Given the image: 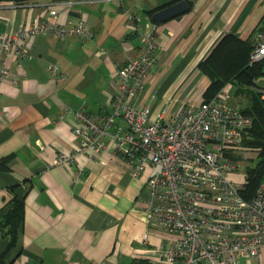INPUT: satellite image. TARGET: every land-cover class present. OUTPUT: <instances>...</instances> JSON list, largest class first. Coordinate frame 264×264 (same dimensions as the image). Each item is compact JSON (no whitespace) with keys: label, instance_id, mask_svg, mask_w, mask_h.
<instances>
[{"label":"crops","instance_id":"1","mask_svg":"<svg viewBox=\"0 0 264 264\" xmlns=\"http://www.w3.org/2000/svg\"><path fill=\"white\" fill-rule=\"evenodd\" d=\"M71 1L69 8L58 0L0 3V33L35 15L44 17L49 4L61 10L60 19L82 17L92 31L88 39L29 35L30 56H5L0 216L10 186L17 185L24 200L23 222L5 264H130L135 259L161 264L164 233L145 219L149 166L135 175L110 145L93 158L73 156L79 141L72 131L74 114L65 107L109 111L118 68L145 50L143 36L149 32L155 62L138 102L149 105L154 117L199 103L209 79L198 63L225 33L253 40L264 24V0H189L187 11L160 23L147 10L170 0ZM49 62L57 64L58 77L47 69ZM61 154L71 157L59 162ZM6 246L0 234V253ZM240 264H264V253L242 257Z\"/></svg>","mask_w":264,"mask_h":264},{"label":"built area","instance_id":"2","mask_svg":"<svg viewBox=\"0 0 264 264\" xmlns=\"http://www.w3.org/2000/svg\"><path fill=\"white\" fill-rule=\"evenodd\" d=\"M57 3L69 8L73 2ZM60 12L49 4L44 17L35 15L0 33V79L9 74L8 53L30 56L25 47L29 35L92 37L84 18L60 19ZM143 40L145 50L117 70L118 88L109 111L65 107L74 114L72 131L79 141L73 156L93 158L110 145L135 175L149 166L146 185L151 195L145 219L164 233L158 247L161 264H240L242 257H259L264 253V181L246 197V174L240 169L252 116L231 103V85L226 83L197 104L154 117L149 105L138 102L155 62L152 33ZM254 41L251 63L264 60V28L257 30ZM47 69L58 77L57 64L49 62ZM250 149L256 156L258 149ZM68 157L71 154H61L58 161L67 162Z\"/></svg>","mask_w":264,"mask_h":264},{"label":"trees","instance_id":"3","mask_svg":"<svg viewBox=\"0 0 264 264\" xmlns=\"http://www.w3.org/2000/svg\"><path fill=\"white\" fill-rule=\"evenodd\" d=\"M35 0H0L14 4H24ZM170 0L165 4L173 2ZM188 3L190 2L187 0ZM163 4V5H165ZM162 5V6H163ZM190 5V3H189ZM161 6L147 10L151 15ZM264 28V24L259 29ZM255 41L250 37L241 38L235 32L225 33L212 47L204 59L198 63V68L204 73L209 84L203 98L213 96L219 88L230 83L235 95H243V104L238 101V108L252 116V125L244 138V143L257 148L253 164L246 165V182L242 194L246 197L252 195L258 184L264 181V60L249 62V55L254 48ZM18 186L8 188L11 197L3 206L0 216V234L7 238L6 249L0 253V264H5V256L16 245L21 224L23 222L24 200L17 192ZM146 259H135L130 264H150Z\"/></svg>","mask_w":264,"mask_h":264},{"label":"water","instance_id":"4","mask_svg":"<svg viewBox=\"0 0 264 264\" xmlns=\"http://www.w3.org/2000/svg\"><path fill=\"white\" fill-rule=\"evenodd\" d=\"M189 9L187 0H175L170 2L151 13V20L155 23H160L184 13Z\"/></svg>","mask_w":264,"mask_h":264},{"label":"rangeland","instance_id":"5","mask_svg":"<svg viewBox=\"0 0 264 264\" xmlns=\"http://www.w3.org/2000/svg\"><path fill=\"white\" fill-rule=\"evenodd\" d=\"M233 90L231 89V103L234 104V103H238V101H241L242 104L245 102V101H242L244 100V97L243 95H235L233 92ZM244 145L248 148H245L244 152H243V155L240 159V166H241V170L245 172L246 170V165H250V164H253L254 161H255V154H254V151L250 149V146L248 147L247 144L244 143ZM202 264H208V263H202Z\"/></svg>","mask_w":264,"mask_h":264}]
</instances>
